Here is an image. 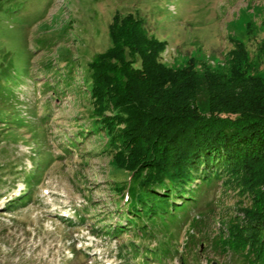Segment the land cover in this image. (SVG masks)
<instances>
[{
	"label": "rangeland",
	"instance_id": "374dc122",
	"mask_svg": "<svg viewBox=\"0 0 264 264\" xmlns=\"http://www.w3.org/2000/svg\"><path fill=\"white\" fill-rule=\"evenodd\" d=\"M116 12L144 17L171 68L226 70L239 41L264 75V0H0V264H243L222 239L250 198L227 175L191 183L187 208L130 216L115 190L129 176L102 134H80L87 63L110 45ZM35 163L40 181L21 206Z\"/></svg>",
	"mask_w": 264,
	"mask_h": 264
},
{
	"label": "trees",
	"instance_id": "16d2710c",
	"mask_svg": "<svg viewBox=\"0 0 264 264\" xmlns=\"http://www.w3.org/2000/svg\"><path fill=\"white\" fill-rule=\"evenodd\" d=\"M146 25L138 13L112 16L110 45L87 63L92 106L80 134H102L103 147L129 176L116 181L115 190H125L130 216L146 205L151 214L169 204L187 208L198 191L191 183L209 185L227 175L250 205L228 226L222 247L243 264H264V75L252 72L239 41L226 70L195 69L193 59L171 68L161 61L166 41ZM260 48L264 57V44ZM78 139L73 134L68 143ZM37 168L24 177L15 201L21 206L39 184Z\"/></svg>",
	"mask_w": 264,
	"mask_h": 264
}]
</instances>
